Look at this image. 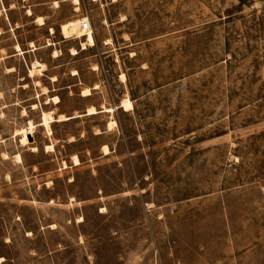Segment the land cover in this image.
Listing matches in <instances>:
<instances>
[{
    "label": "rangeland",
    "instance_id": "obj_1",
    "mask_svg": "<svg viewBox=\"0 0 264 264\" xmlns=\"http://www.w3.org/2000/svg\"><path fill=\"white\" fill-rule=\"evenodd\" d=\"M0 264H264V0H0Z\"/></svg>",
    "mask_w": 264,
    "mask_h": 264
},
{
    "label": "bare ground",
    "instance_id": "obj_2",
    "mask_svg": "<svg viewBox=\"0 0 264 264\" xmlns=\"http://www.w3.org/2000/svg\"><path fill=\"white\" fill-rule=\"evenodd\" d=\"M78 3V0H77ZM29 15H32L31 10L29 11ZM87 20V18H82V19H77L74 21H70L68 23H64L62 25V32L66 37H72L73 35H77L78 38L81 37H86L87 40V44L89 46H94L95 45V39L92 33V30H85L83 28V24L84 22ZM40 25L44 24V19L42 17H38L36 20ZM53 31V29H52ZM84 46L86 45V43L83 44ZM16 49L18 51H21L20 46H16ZM44 70H46V65H41L40 63L36 62L33 66V70H32V74L33 73H42ZM85 96H88L90 94L89 90L84 91ZM59 98L56 97L54 98V102L55 103H59ZM122 107L128 111V110H132L133 109V103L131 100H126L125 102H123ZM110 110V109H109ZM89 114H96V110L94 108L89 109ZM68 118L65 117L64 115H60L58 118V121H62V120H67ZM54 120L53 116L51 113H44L43 114V124L42 126L46 128L47 132L49 134L52 133V128H51V122ZM112 124H115V122H113ZM111 124V125H112ZM31 129H34V125L32 123H30ZM22 134V144L23 146H26L28 144H30L29 142V136L28 135H32L33 132L32 130H30V128L24 129L22 130V132L20 133ZM48 150L53 149L52 146L47 147ZM33 150H37V148L33 149ZM105 150L107 151L106 153H108V148L105 147ZM74 158V164L75 165H79L80 164V160L77 156L73 157ZM16 160L20 163L22 162V157L20 155L16 156Z\"/></svg>",
    "mask_w": 264,
    "mask_h": 264
},
{
    "label": "built area",
    "instance_id": "obj_3",
    "mask_svg": "<svg viewBox=\"0 0 264 264\" xmlns=\"http://www.w3.org/2000/svg\"><path fill=\"white\" fill-rule=\"evenodd\" d=\"M83 28L85 29V30H92L91 29V25H90V23L89 22H84V24H83Z\"/></svg>",
    "mask_w": 264,
    "mask_h": 264
}]
</instances>
